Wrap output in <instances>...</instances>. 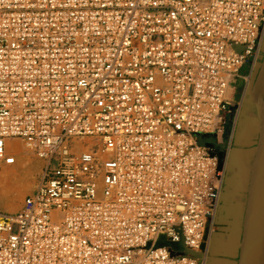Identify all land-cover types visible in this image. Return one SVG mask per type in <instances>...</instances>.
Listing matches in <instances>:
<instances>
[{
  "label": "built area",
  "instance_id": "2783aa9c",
  "mask_svg": "<svg viewBox=\"0 0 264 264\" xmlns=\"http://www.w3.org/2000/svg\"><path fill=\"white\" fill-rule=\"evenodd\" d=\"M263 45L264 0H0V161L43 158L0 264H206Z\"/></svg>",
  "mask_w": 264,
  "mask_h": 264
},
{
  "label": "crops",
  "instance_id": "0c3cea01",
  "mask_svg": "<svg viewBox=\"0 0 264 264\" xmlns=\"http://www.w3.org/2000/svg\"><path fill=\"white\" fill-rule=\"evenodd\" d=\"M252 77H255V72L252 73ZM242 80L244 85L239 96L235 84L234 102L239 104L238 122L230 148L229 165L224 180L223 198L216 217V227L209 241L206 264H240L241 259L251 169L260 129L258 108L252 97L254 93L249 89L250 82L246 93L243 94L246 81L243 78ZM213 139V143H216L217 140ZM216 144L221 149H225L221 144Z\"/></svg>",
  "mask_w": 264,
  "mask_h": 264
},
{
  "label": "water",
  "instance_id": "95a60500",
  "mask_svg": "<svg viewBox=\"0 0 264 264\" xmlns=\"http://www.w3.org/2000/svg\"><path fill=\"white\" fill-rule=\"evenodd\" d=\"M264 59L253 87L261 112L259 138L251 169L240 264H264Z\"/></svg>",
  "mask_w": 264,
  "mask_h": 264
},
{
  "label": "bare ground",
  "instance_id": "6f19581e",
  "mask_svg": "<svg viewBox=\"0 0 264 264\" xmlns=\"http://www.w3.org/2000/svg\"><path fill=\"white\" fill-rule=\"evenodd\" d=\"M250 72V71H249ZM264 89V75L262 77L259 90ZM11 149L17 151L16 161L13 164L2 162L0 169V204L3 208L15 211L19 205L18 190H22V186L26 185L29 178L36 177V174L41 171L43 158L28 148L19 139L10 140ZM1 163V161H0ZM10 182V183H9ZM4 190V191H3Z\"/></svg>",
  "mask_w": 264,
  "mask_h": 264
},
{
  "label": "rangeland",
  "instance_id": "374dc122",
  "mask_svg": "<svg viewBox=\"0 0 264 264\" xmlns=\"http://www.w3.org/2000/svg\"><path fill=\"white\" fill-rule=\"evenodd\" d=\"M264 49V48H263ZM261 64H262V59L261 58H259V60L257 61V63H256V69H255V76H256V78H257V76H258V73H259V71H260V68H261ZM250 68H251V65H250V63H246L243 67H242V69H241V73L242 74H246V73H249V71H250ZM255 81L256 80H254V81H252V83H251V85H250V90H252L253 89V87H254V85H255ZM235 84L237 85V87H238V96L241 94V89H242V87H243V85H244V82H243V80H242V78L241 77H238V79L236 80V82H235ZM252 97L253 98H255V95H252ZM260 121H261V112H260V110L258 111V123H259V125H260ZM228 133H229V129L227 130V133H226V137H225V140H224V143H222L221 144V147L222 148H225V143H226V141H227V139H228ZM199 139H200V141L201 142H205V143H207V142H209V143H213V138L212 137H210V136H204V135H201L200 137H199ZM21 142H23V141H21ZM23 144V146L25 147V144L24 143H22ZM32 155H34L35 156V152L34 153H32ZM0 169H2V163H1V165H0ZM39 177H40V174H39V172L36 174V177H31V178H29V180H28V182L26 183V185H23L22 186V190H18L17 191V194H18V196H19V205H18V207L16 208V210L17 209H19L21 206H22V204H23V202H24V199H25V197H26V195L28 194V193H30L32 190H34L36 187H37V185H38V183H39ZM10 183V182H9ZM4 191V190H3Z\"/></svg>",
  "mask_w": 264,
  "mask_h": 264
},
{
  "label": "flooded vegetation",
  "instance_id": "af4514ba",
  "mask_svg": "<svg viewBox=\"0 0 264 264\" xmlns=\"http://www.w3.org/2000/svg\"><path fill=\"white\" fill-rule=\"evenodd\" d=\"M263 48H264V45H263ZM260 58L262 59V61H263V59H264V49H262V52H261V56H260ZM254 80H256V76L253 78H251L250 79V85H251V83H252V81H254ZM249 89H250V87H249ZM252 92H253V89L251 90ZM254 100H255V105H256V107L258 108V111L260 110L259 109V105H258V103H257V100H256V97L254 98Z\"/></svg>",
  "mask_w": 264,
  "mask_h": 264
}]
</instances>
